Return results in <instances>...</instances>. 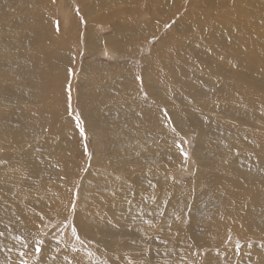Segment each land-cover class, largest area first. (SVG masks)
<instances>
[{
  "label": "rangeland",
  "instance_id": "rangeland-1",
  "mask_svg": "<svg viewBox=\"0 0 264 264\" xmlns=\"http://www.w3.org/2000/svg\"><path fill=\"white\" fill-rule=\"evenodd\" d=\"M241 1L243 3H239L237 8L247 11L251 35L245 34L242 27H223L225 35L218 29L224 21L217 19L211 10L218 9L220 2H225L224 8H232L235 0L233 3L231 0H37L31 20L35 43L28 50L22 34L18 53L14 44L7 45L8 62L16 87L8 95L5 105L0 100V132H10V142L22 156L15 160L16 166L13 169L21 173L31 172L29 159L42 154V143L34 138V135L39 133L44 137L46 146L60 147L68 173L77 175L75 188L78 190L81 187V195L87 200L97 201L99 197H103L110 202L119 198L131 202L134 197L130 188L135 180L110 188L98 179L97 173L113 171L139 179L140 175L154 171L160 161L157 156L147 154V150L157 146L149 145L138 111L150 109L168 115V100L172 99L176 103L179 120L175 143L177 162L171 168L170 162L165 158L162 164L169 175H173L172 180L181 184L188 196L189 207L180 210L181 218L199 227V221L190 208L195 191V175L200 174V183L203 184L205 193L215 192L213 179L216 180L219 176V156L205 153L204 147L224 140L228 124L255 130L264 140V100L254 101L257 94H264V52L253 51L255 47L263 49L261 42L264 43V9L262 10L259 2L255 4V0H251L246 7L243 6L247 0ZM206 4H210L211 8ZM15 6L19 4L15 3ZM191 7L195 10H191ZM11 10V6H6L4 14ZM66 10L68 13L66 12L63 19V12ZM37 13L40 15L37 16ZM29 21L26 17L22 22L16 19L14 31L7 24L3 25L1 30L3 34H17ZM51 27L54 44L52 65L44 68L41 73L35 48L41 42L38 40L39 35L50 36ZM195 27L201 28L202 33H196ZM208 27L210 31L206 32ZM116 30L121 36L129 34L135 37L137 43L125 47L113 46L110 43L102 46L97 44L98 49L84 47L83 43L88 41L87 39H105ZM250 36L254 38L249 40ZM217 43L219 49L226 53L225 56L216 52ZM228 43L237 46L239 62L249 57L254 60L255 65L252 67L249 63L246 66H230L226 59ZM185 49L189 51L185 52ZM168 54L181 57L183 61L191 64L192 68H179L175 71L169 66ZM60 56L63 58L62 69H66V78H61V74L57 73L55 80L53 69L57 66ZM162 56H165L164 60L161 59ZM233 68L241 74L242 93L239 96L218 89L220 81H224L223 88L226 87L223 73ZM1 73L4 72L0 71V79ZM24 74L28 76L31 85L27 90L28 98L23 101L21 97ZM195 78L196 82H185ZM53 91L57 93L56 103H62L64 106V116L61 119L52 109L45 111L8 108L23 103L40 105L39 97L46 96L50 101ZM93 96L100 98L94 99ZM90 102L91 108L98 109H120L131 105L132 136H119L117 130L119 131L122 125L121 116L112 115L110 121H102L97 125L99 131L104 132L110 140L100 139V146H95V141L90 139L87 125L85 123L84 126L83 122L84 107ZM130 117L129 113L127 120ZM51 118H58L59 122L51 123ZM78 123L84 129L83 134L77 127ZM156 127H159V123ZM161 149L163 156L175 159L171 151L167 153V147ZM3 152L0 148V155ZM183 153H187V156ZM94 154H100V157H93ZM251 163L246 159L245 165H239L246 174L250 169L258 174L263 173L259 167L251 168ZM7 164L8 161L0 159V170L5 169ZM173 171L176 174H172ZM235 173L236 177L242 175L241 170ZM75 201L72 199L70 203L69 214L55 215L48 224V218H45L44 229L38 240L44 243L50 239L63 248L73 250L66 256V261L72 264H110L111 255L108 261L102 257L103 244L84 240L71 230L75 226L69 216L76 209ZM160 213V219L150 220L145 227L149 232L160 233L157 237L151 236L143 240L147 253L138 257L145 264H159L155 248L164 242H172L178 251V233L171 234L167 223L171 213L168 210ZM117 223L121 229L131 227L130 219L119 218L118 221H111L106 228H115ZM65 232L68 233L65 235ZM259 233L258 237L246 241V244L240 240V235L228 238L225 233L218 245L201 249L187 248V254L181 253L177 262L193 261L194 258L190 255L193 253L200 257H218L229 250L262 246L264 228ZM35 252L33 260L39 261V252ZM248 253H253L256 259L249 261L246 258L240 264H264V257L256 255L254 251ZM1 257L0 255V259ZM132 263L135 261L132 260ZM227 264H231L230 261Z\"/></svg>",
  "mask_w": 264,
  "mask_h": 264
},
{
  "label": "bare ground",
  "instance_id": "bare-ground-1",
  "mask_svg": "<svg viewBox=\"0 0 264 264\" xmlns=\"http://www.w3.org/2000/svg\"><path fill=\"white\" fill-rule=\"evenodd\" d=\"M231 2L233 3L234 0H231ZM250 2L251 0H247L243 7H246ZM258 2L263 10L264 0L254 1L255 4ZM15 3H18L19 6H15ZM239 3H243V1L235 0L234 7L224 8L225 2H220L218 9L211 10L217 19L224 21L220 23L218 28L224 35L226 31L223 30V27L231 29L242 27L245 34L251 35L252 30L250 22L247 20V11L237 8ZM36 5L37 0H0V71L4 72L1 73L2 77L0 79V100L3 105H5L8 95L16 87L13 81L14 75L8 62L7 45L14 44L16 53H18V43L22 34H24V42L28 50L35 43L36 38L33 35L31 20L34 17H32V12ZM6 6H11L12 10L4 14ZM206 6L211 8L210 4H206ZM191 10L194 11V7H191ZM66 12L67 10L63 12L62 18L66 17ZM39 15L40 13H37V16ZM25 17L30 21L17 34L12 32L3 34L1 30L3 25L7 24L14 31L16 19L22 22ZM65 26L67 29V25ZM194 29L196 33H202L201 28L195 27ZM208 31H210V27L206 29V32ZM253 38L254 36H250L249 40ZM38 40H41V42L36 46L35 54L39 58L37 65L41 67V73H43L44 68L52 65L53 60L52 27L50 36L40 34ZM87 40L83 43L86 49L95 48L97 44L102 46L110 43L113 46L125 47L137 43L135 37L129 34L121 36L118 30L105 39L91 37ZM228 44L229 50L226 59L230 66H238L239 64L246 66L249 63L252 67L255 65L254 60L249 57H245L239 62L237 46L231 43ZM261 44L263 49L255 47L253 51L263 53L264 43L261 42ZM215 50L222 56L226 55L225 52L219 49V43L216 44ZM188 51L189 49H185V52ZM161 59L164 60L165 56H162ZM57 60L58 63L53 69V76L56 80L57 73H59L61 78H66V69H62V56ZM168 63L175 71L179 68H192V65L183 61L181 57L171 54H168ZM223 77L226 79V87L223 88L224 81H220L218 89L227 91L231 95H241V74L233 68L223 73ZM196 80L197 78L185 80V82H196ZM22 85L23 95L21 99L24 101L28 98L27 90L31 85L26 74L23 76ZM56 95V91H53L50 101L47 100L46 96L39 97L41 100L40 105L23 103L8 108L42 109L45 111L52 109V112L58 113L61 119L64 116V106L62 103H56ZM93 98L98 99L100 97L93 96ZM260 100H264L263 93L257 94L254 98L255 102ZM91 107V102L84 107L85 121L82 115L81 117L84 126L85 123L87 125L90 139L95 141V146H100V139L110 140L104 132L99 131L97 125L102 121H110L112 115L121 116L122 125L120 130H117L119 136H132L133 107L131 105H125L120 109ZM168 107V115L150 109L138 111L144 124L143 131L148 136L149 145L157 146V148L147 150V154L157 156L160 161L159 166L154 171L140 175L139 179L130 178L113 171L97 173L98 179L110 188L123 186L128 181L135 180L130 188L131 195L134 197L131 202L121 198L110 202L103 197H99L97 201L87 200L81 195V187L78 190L75 188L78 182L77 175L68 173V166L61 156L60 147L46 146L44 137L39 133L35 134L34 138L42 143L40 145L42 154L29 159L31 172L21 173L16 171L13 169L16 166L15 160L20 159L22 156L17 147L10 142V132H0V148L4 151L0 155V159L8 161L5 169L0 170V233H3V235H0V255L3 257L0 259V264H22V261H25L26 264H72L66 261V256L72 253L73 250L63 248L50 239H47L44 243L38 240L44 229L43 222L45 218H48L46 223L48 224L55 215L69 214L72 199L77 201L74 213L69 216L75 226V233L84 240H92L103 244L102 257L108 261L111 255L110 264H145L138 257L147 253L143 240L160 235L156 231H147L145 227L150 220L160 219V211L165 210L171 213V218L167 222L170 233H178L176 242L178 251L172 242H164L156 247L155 253L159 256V264H227L229 261L231 264H240L246 258L249 261L256 259L253 253H248L250 251L264 257V245H262L246 248L245 250H229L218 257L207 255L200 257L198 254L193 253L190 254L194 258L193 261L177 262V257L181 253L187 254V248L201 249L218 245L225 233L228 238L240 235V240L245 244L246 241L260 235L259 231L264 228V140L255 130L228 124L226 126L227 135L224 140L204 147L205 153L219 156L217 160L219 170L217 173L219 176L216 180L213 179L215 192L205 193L204 186L200 183V174L195 175V191L190 206L193 215L199 221V227H195L191 222L181 218L180 210L189 207L188 196L181 188V184L172 180L173 175L170 176L162 164V160L165 158L170 162L171 168L177 162L175 143L177 141L179 120L174 100H168ZM129 113L131 117L127 120L126 117ZM49 122L57 123L59 119L51 118ZM157 123H159V127H156ZM163 147H167V153L171 151L175 159L166 155L163 156L161 149ZM93 157H100V154H94ZM246 159L252 162L251 168L259 167L263 170V173L258 174L250 169L246 174L242 166L239 165H245ZM12 164L14 165L12 166ZM240 170L242 175L236 177L235 171L239 173ZM252 171L254 172L253 175L251 174ZM173 173L175 172L173 171ZM249 178L250 180H246ZM72 210L74 209L72 208ZM61 217L64 218V216ZM119 218L130 219L131 227L121 229L119 223H117L115 228H106L111 221H118ZM37 246L41 249L39 251V261L33 260V257L36 256ZM22 253L23 255H21ZM132 260L135 263H132Z\"/></svg>",
  "mask_w": 264,
  "mask_h": 264
},
{
  "label": "snow or ice",
  "instance_id": "snow-or-ice-1",
  "mask_svg": "<svg viewBox=\"0 0 264 264\" xmlns=\"http://www.w3.org/2000/svg\"><path fill=\"white\" fill-rule=\"evenodd\" d=\"M77 119H79V118H77ZM77 127L80 128L81 133L83 134L84 129H83L82 125L78 123L77 124ZM183 155L186 157L187 156V153H183ZM73 233L75 234V229H73ZM0 235H3V233H0ZM77 239H79V237H77ZM36 251L37 252L41 251V249L39 248V246H37ZM21 255H23V253ZM22 264H26V262L25 261H22Z\"/></svg>",
  "mask_w": 264,
  "mask_h": 264
}]
</instances>
